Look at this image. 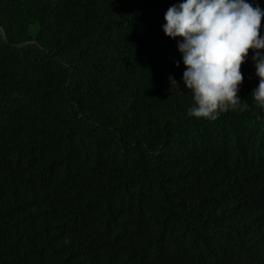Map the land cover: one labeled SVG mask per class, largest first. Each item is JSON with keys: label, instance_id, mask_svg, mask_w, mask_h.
I'll list each match as a JSON object with an SVG mask.
<instances>
[{"label": "trees", "instance_id": "obj_1", "mask_svg": "<svg viewBox=\"0 0 264 264\" xmlns=\"http://www.w3.org/2000/svg\"><path fill=\"white\" fill-rule=\"evenodd\" d=\"M180 2L0 0V264H264L251 49L240 104L188 116Z\"/></svg>", "mask_w": 264, "mask_h": 264}, {"label": "clouds", "instance_id": "obj_2", "mask_svg": "<svg viewBox=\"0 0 264 264\" xmlns=\"http://www.w3.org/2000/svg\"><path fill=\"white\" fill-rule=\"evenodd\" d=\"M264 10L248 0H182L164 13L163 34L176 39L179 59L184 66L181 82L190 90L193 105L187 115L216 120L241 102L237 93L242 82L241 65L249 58L258 79L250 96L264 112ZM170 89L180 85L168 77Z\"/></svg>", "mask_w": 264, "mask_h": 264}, {"label": "water", "instance_id": "obj_3", "mask_svg": "<svg viewBox=\"0 0 264 264\" xmlns=\"http://www.w3.org/2000/svg\"><path fill=\"white\" fill-rule=\"evenodd\" d=\"M4 35V34H3Z\"/></svg>", "mask_w": 264, "mask_h": 264}]
</instances>
